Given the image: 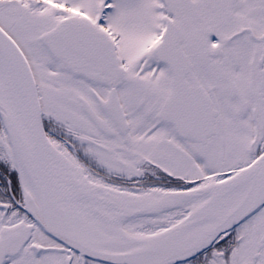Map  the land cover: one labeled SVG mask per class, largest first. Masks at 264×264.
I'll return each mask as SVG.
<instances>
[{
    "label": "snow or ice",
    "instance_id": "1",
    "mask_svg": "<svg viewBox=\"0 0 264 264\" xmlns=\"http://www.w3.org/2000/svg\"><path fill=\"white\" fill-rule=\"evenodd\" d=\"M0 264H264V0H0Z\"/></svg>",
    "mask_w": 264,
    "mask_h": 264
}]
</instances>
